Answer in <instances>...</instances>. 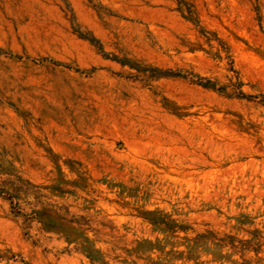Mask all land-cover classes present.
<instances>
[{
	"label": "rangeland",
	"instance_id": "374dc122",
	"mask_svg": "<svg viewBox=\"0 0 264 264\" xmlns=\"http://www.w3.org/2000/svg\"><path fill=\"white\" fill-rule=\"evenodd\" d=\"M0 264H264V0H0Z\"/></svg>",
	"mask_w": 264,
	"mask_h": 264
}]
</instances>
